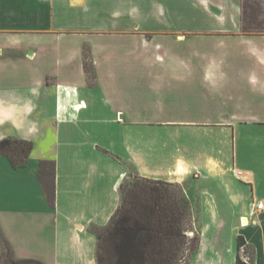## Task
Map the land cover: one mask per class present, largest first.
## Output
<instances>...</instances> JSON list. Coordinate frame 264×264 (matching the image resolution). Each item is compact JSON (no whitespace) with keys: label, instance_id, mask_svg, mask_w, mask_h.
I'll list each match as a JSON object with an SVG mask.
<instances>
[{"label":"crops","instance_id":"1","mask_svg":"<svg viewBox=\"0 0 264 264\" xmlns=\"http://www.w3.org/2000/svg\"><path fill=\"white\" fill-rule=\"evenodd\" d=\"M93 10L85 0H0V139L33 142L22 167L0 155V230L15 255L96 264L90 226L107 223L135 173L180 184L197 209L190 264H234L239 234L250 264H264V0H230L212 29L177 33L229 37L248 54L222 59L113 57L97 38L143 31L82 15ZM136 65L143 72L118 71ZM41 160L55 165L53 205Z\"/></svg>","mask_w":264,"mask_h":264},{"label":"trees","instance_id":"2","mask_svg":"<svg viewBox=\"0 0 264 264\" xmlns=\"http://www.w3.org/2000/svg\"><path fill=\"white\" fill-rule=\"evenodd\" d=\"M82 65L90 86L94 85L93 64L87 45L82 49ZM33 142L17 137L0 139V155L14 168L24 166ZM54 169L52 160H41L38 178L50 204L54 203ZM126 179V178H125ZM119 184L121 195L103 227L90 226L96 235V264H190L200 237L191 231L190 201L182 186L175 182L139 175ZM234 264H250L253 250L244 237L236 239ZM247 249L250 250L247 252ZM249 259L243 260L242 253ZM46 264L34 257H17L0 230V264Z\"/></svg>","mask_w":264,"mask_h":264},{"label":"rangeland","instance_id":"3","mask_svg":"<svg viewBox=\"0 0 264 264\" xmlns=\"http://www.w3.org/2000/svg\"><path fill=\"white\" fill-rule=\"evenodd\" d=\"M234 1V0H232ZM86 5L94 8L91 12H82L89 19L101 22L119 21L129 31L137 25L143 33H111L95 41L108 45L113 57H149V58H217L248 56L243 48L236 49L229 44V37L207 35L203 33L184 35L177 38L178 32L191 30H210L220 22V18L229 17L230 0H85ZM117 13L116 16H111ZM186 34V33H184ZM120 74L141 73V65L129 66ZM104 72V70H102ZM188 96L190 94L187 93ZM191 106V101H185ZM193 105V104H192ZM137 174L131 173L125 181ZM193 203V207H194ZM199 212V211H198ZM199 213L191 210V231L198 234ZM199 235V234H198ZM250 251L247 249V252ZM240 254L249 259L248 253ZM191 263V259H190ZM3 264V263H1Z\"/></svg>","mask_w":264,"mask_h":264},{"label":"built area","instance_id":"4","mask_svg":"<svg viewBox=\"0 0 264 264\" xmlns=\"http://www.w3.org/2000/svg\"><path fill=\"white\" fill-rule=\"evenodd\" d=\"M257 207L264 211V205L262 204V202H258ZM243 260L246 261L247 258L245 256H243Z\"/></svg>","mask_w":264,"mask_h":264}]
</instances>
